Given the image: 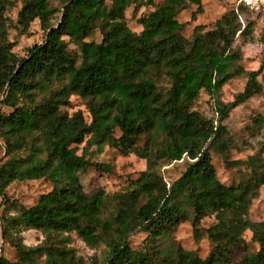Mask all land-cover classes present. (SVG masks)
<instances>
[{
  "label": "trees",
  "instance_id": "16d2710c",
  "mask_svg": "<svg viewBox=\"0 0 264 264\" xmlns=\"http://www.w3.org/2000/svg\"><path fill=\"white\" fill-rule=\"evenodd\" d=\"M58 2L62 12L53 22L58 10L47 0H24L17 27L26 31L37 20L44 37L19 57L7 39L5 13L11 3L0 0V107L8 110H0V141L9 158L0 171V206L6 205L0 230L17 256L15 262L0 256V264H38L41 258L43 264H82L69 247L71 233L88 249L101 251L91 264H181L169 262L159 239L183 222L190 224L194 241L205 236L211 243L210 253L197 264H264V221L249 219L252 200L264 186V161L250 157L245 162L249 176L233 186L218 180L211 162L212 151L227 149L222 123L230 111L261 91L257 72L244 70L241 53L233 48L235 34L246 35L248 25L241 29L232 10L209 31L196 26L186 40L176 17L195 5L194 20L201 0ZM130 6L138 33L127 25ZM145 6L152 10L137 17ZM96 29L100 44L86 41ZM241 76L247 78L243 91L221 103L217 95L223 85ZM201 91L214 99L217 119L192 109ZM74 97L84 102L89 121L82 110L66 111L73 109ZM253 125L264 130V116L255 117ZM105 146L134 154L146 169L122 192L87 194L80 175L91 166L111 169L90 163L89 149ZM184 160L183 172L171 184L152 171ZM42 179L51 190L10 215L15 207L5 190L14 182ZM236 209L241 211L234 216ZM207 217L214 223L202 229ZM30 230L42 235L35 246L22 242V232ZM247 231L258 249H244L233 263L232 249L245 248ZM135 233L145 234L138 251L129 244Z\"/></svg>",
  "mask_w": 264,
  "mask_h": 264
},
{
  "label": "rangeland",
  "instance_id": "374dc122",
  "mask_svg": "<svg viewBox=\"0 0 264 264\" xmlns=\"http://www.w3.org/2000/svg\"><path fill=\"white\" fill-rule=\"evenodd\" d=\"M11 5L7 9L5 16L7 19V39L14 42L15 46L12 52L22 57L26 49L34 44H40L43 41L44 34L40 30L39 22L35 20L26 31H21L16 25V18L21 9L24 0H9ZM145 2L146 0H138ZM163 0H153L158 5ZM48 5L58 10L53 22L59 19L62 12L58 0H47ZM197 6L190 5L182 10L176 17V20L184 24L181 36L189 40L193 29L201 26L203 32L214 28L215 22L223 15L232 10L237 14L238 23L241 29L248 25V33L243 36L235 34L233 48L241 53L242 59L240 65L246 71L257 72V83L261 91L253 95L249 100L234 108L223 121L227 131L224 141L227 149L223 153L211 152V162L216 170L218 180L226 186H233L241 183L249 176V169L245 162L253 156L259 155L264 161V130L256 128L253 125V119L259 115L264 116V45L261 37L264 35V0H201V11L195 15L192 20V14ZM151 7H142L139 9L137 17L147 14ZM133 6H130L126 12L128 27L138 33L141 27L132 17ZM101 33L96 29L86 41H93L100 44ZM69 50L78 54L75 46L70 45ZM247 78L241 76L230 80L221 88L217 95L218 100L227 104L234 100V97L243 91ZM164 83V82H163ZM73 109H67L70 114L76 110H82L87 121L89 118L84 110L83 101L78 98H72ZM192 109L197 111L206 119H217L215 112L214 99L205 91H201L193 104ZM0 110L8 111L0 107ZM116 136L119 132L116 131ZM141 144V143H140ZM87 159L92 164H108L110 171H98L91 166L87 171L80 175V182L83 191L87 194L96 189H103L108 195L124 191L130 182L138 178L139 173L146 169L144 160L136 157L134 154L121 155L115 149L105 146L101 150L96 147L89 149ZM0 171L9 164V158L5 156V150L0 141ZM186 160L175 163H163L153 167L152 171L163 178L167 184L174 182L183 172ZM51 190V184L47 179L36 181L14 182L5 190V197L13 201L14 207L10 215H15L22 209H27L34 205L40 195ZM1 201V197H0ZM107 204V203H106ZM6 205L0 206V217ZM241 209H236L232 215H239ZM249 219L254 222L264 221V186L260 188L258 196L252 200L249 208ZM214 223L213 217L204 218L200 227L206 229ZM22 242L26 246H35L42 240V235L37 231L22 232ZM71 242L69 247L75 251L76 257L82 260V264H91L95 256L100 259V250H90L73 233L70 234ZM145 234L135 233L130 236L129 244L133 250H141L144 246ZM245 241L244 247L232 249L231 260L237 263L243 256L244 249L256 251L257 243L251 240V233L243 234ZM159 245L163 253L167 256L170 263L197 264L198 260H203L211 251V243L204 236L200 241H194L192 229L189 223H181L170 236H163L159 239ZM0 256L10 262L17 260L16 251L8 245L2 236L0 230ZM42 263V258L38 260Z\"/></svg>",
  "mask_w": 264,
  "mask_h": 264
}]
</instances>
